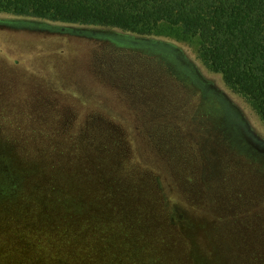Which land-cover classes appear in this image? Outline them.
Returning <instances> with one entry per match:
<instances>
[{
	"label": "rangeland",
	"instance_id": "obj_1",
	"mask_svg": "<svg viewBox=\"0 0 264 264\" xmlns=\"http://www.w3.org/2000/svg\"><path fill=\"white\" fill-rule=\"evenodd\" d=\"M0 264H264V126L195 38L0 11Z\"/></svg>",
	"mask_w": 264,
	"mask_h": 264
},
{
	"label": "trees",
	"instance_id": "obj_2",
	"mask_svg": "<svg viewBox=\"0 0 264 264\" xmlns=\"http://www.w3.org/2000/svg\"><path fill=\"white\" fill-rule=\"evenodd\" d=\"M0 11L137 35L172 29L195 38L203 65L242 96L264 126V0H0Z\"/></svg>",
	"mask_w": 264,
	"mask_h": 264
}]
</instances>
